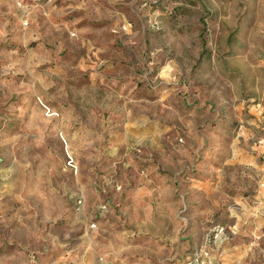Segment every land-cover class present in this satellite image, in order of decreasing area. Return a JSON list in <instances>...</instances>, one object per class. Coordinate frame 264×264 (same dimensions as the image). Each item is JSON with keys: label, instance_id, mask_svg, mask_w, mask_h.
Wrapping results in <instances>:
<instances>
[{"label": "rangeland", "instance_id": "1", "mask_svg": "<svg viewBox=\"0 0 264 264\" xmlns=\"http://www.w3.org/2000/svg\"><path fill=\"white\" fill-rule=\"evenodd\" d=\"M0 264H264V0H0Z\"/></svg>", "mask_w": 264, "mask_h": 264}]
</instances>
